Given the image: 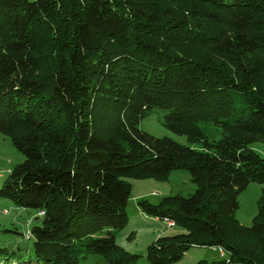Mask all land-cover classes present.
Returning <instances> with one entry per match:
<instances>
[{"label":"trees","instance_id":"obj_1","mask_svg":"<svg viewBox=\"0 0 264 264\" xmlns=\"http://www.w3.org/2000/svg\"><path fill=\"white\" fill-rule=\"evenodd\" d=\"M154 108L197 147L141 130ZM0 133L25 157L0 200L41 218L31 250L0 245V264H138L117 242L128 179L181 171L194 194L138 202L184 231L159 237L148 261L214 248L228 258L196 264H264V196L251 226L235 214L264 184L250 147L264 143V0H0Z\"/></svg>","mask_w":264,"mask_h":264},{"label":"rangeland","instance_id":"obj_2","mask_svg":"<svg viewBox=\"0 0 264 264\" xmlns=\"http://www.w3.org/2000/svg\"><path fill=\"white\" fill-rule=\"evenodd\" d=\"M167 113L168 111L165 109L154 108L140 122V129L159 138L169 137L183 145L197 147L189 143L186 137L175 135L163 126ZM200 125L210 140H219L223 135L220 126L211 123H200ZM250 147L264 158V143H255ZM24 161V155L12 145L8 137L0 133V188L4 186L10 172ZM128 180L132 184V193L127 206L130 221L125 229L118 231L117 242L128 252L140 256L138 264H151L146 255L147 248L159 237L173 236L184 231L177 227L172 220L163 222L146 216L138 202L147 200L152 204H159L169 196L182 195L187 197L196 192L197 186L192 182V177L187 171L174 172L168 178L146 176V178ZM263 196L264 184L257 183H251L239 195L240 208L235 214L241 224L248 227L252 225L258 214L259 202ZM37 217L39 216L36 210L18 208L10 200H0V245H12L13 248L19 245L23 249L31 250L33 240L30 237V231L34 226L41 225V218L37 220ZM16 232H20V235L12 234ZM131 234L132 237L128 239ZM226 258L228 256L222 250L194 248L188 257H184L177 264H196L201 260L213 262ZM100 261L98 255H89L80 264H98Z\"/></svg>","mask_w":264,"mask_h":264},{"label":"crops","instance_id":"obj_3","mask_svg":"<svg viewBox=\"0 0 264 264\" xmlns=\"http://www.w3.org/2000/svg\"><path fill=\"white\" fill-rule=\"evenodd\" d=\"M155 220H158V219H155ZM159 221V220H158Z\"/></svg>","mask_w":264,"mask_h":264}]
</instances>
